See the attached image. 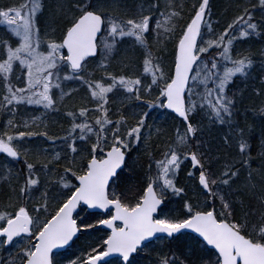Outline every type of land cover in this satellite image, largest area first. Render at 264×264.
Masks as SVG:
<instances>
[{
    "label": "snow or ice",
    "instance_id": "obj_1",
    "mask_svg": "<svg viewBox=\"0 0 264 264\" xmlns=\"http://www.w3.org/2000/svg\"><path fill=\"white\" fill-rule=\"evenodd\" d=\"M209 9L210 0H199L181 25L184 6L176 0H166L163 9L160 0H146L128 18L116 14L127 11L120 0H57L55 15L64 21L58 37L47 24L42 32L39 18L44 0H24L18 7L0 9V26L9 34L0 37V112L11 113L0 134V154L8 158L3 180L12 193L9 203L0 206V249H19L11 259H0V264H60L59 250L78 233L101 227L107 229L103 237L67 264H136L134 254L154 238L191 242L187 256L173 253L157 264H264V120L260 167L253 168L248 139L253 128L246 132L235 126L240 90L229 94L230 86L246 80L255 67L253 53L237 51L236 46L253 37L264 38V0L251 7L238 4L237 14L219 34ZM173 39L174 60L165 72L152 47ZM125 43L143 53L140 75L109 71ZM260 63L264 67V50ZM76 83L79 87L73 86ZM81 92L83 104L64 113L70 122L64 135L50 136L42 117L59 112L66 98ZM133 101L138 103L126 115L123 106ZM110 102L121 107L113 112ZM22 107L42 108L44 113L18 123ZM145 107L169 110L184 130L177 128L161 158L147 152V181L129 195L118 190V181L131 152L152 139L150 130L144 132L151 128ZM196 114L231 129L234 135H226L224 143L232 147L235 140L234 162L225 161L214 170L199 145L193 149V139L202 131L192 123ZM254 115L264 118V104ZM17 128L25 130L13 133ZM34 137L51 143L60 140L64 147L51 154L44 148L33 152L25 146V138ZM33 154L40 168L29 162ZM21 160L26 171H14L10 165ZM61 161L63 172L56 173L53 165ZM185 161L198 171V175L187 172L196 203L188 196V187L177 182ZM240 193L254 200L256 207L249 205L237 219L232 197ZM174 198L183 202L181 207L165 211ZM237 202L244 205L243 199ZM83 206L100 210L107 218L81 227L76 217Z\"/></svg>",
    "mask_w": 264,
    "mask_h": 264
},
{
    "label": "trees",
    "instance_id": "obj_2",
    "mask_svg": "<svg viewBox=\"0 0 264 264\" xmlns=\"http://www.w3.org/2000/svg\"><path fill=\"white\" fill-rule=\"evenodd\" d=\"M178 5L182 4L184 6L183 16L184 20L180 21L181 25L184 24L189 14L192 11L193 4H198L199 0H177ZM256 2V0H218V4H215V0H210V16L209 19L212 21L213 29L215 31V34H219L223 29L226 27L227 23L231 22L232 18L237 14V5H247L251 7V4ZM3 8V7H0ZM255 11V19L257 21L260 20L261 11L259 7L254 10ZM55 20L48 25V31L52 33L54 36H59L61 30L64 26V21L62 19H59L55 16ZM154 23V22H153ZM44 24L41 25L42 32L44 30ZM58 28V30L55 29V32H52V29ZM6 35H9L3 26H0V37H4ZM127 44V43H125ZM125 44H122L121 47V53L117 56L116 60L113 62H117L120 67H114L113 63L111 64V67L109 71H113L117 74L121 73V71L127 73L128 75H140L142 65H138L140 69H138L136 72L130 71V66L132 65V59L128 56H123L124 46ZM175 45V43H174ZM174 45L171 48L170 53L166 54H158L154 47H152V51L154 55L157 54L158 57L161 58V63L165 69V72L169 71L170 66L172 65V62L174 60ZM136 50V49H135ZM139 50V49H138ZM161 50V49H160ZM237 51H241L244 53H247L248 51H251L253 53V59L256 61L255 67L252 70L251 76H249L246 80H236L235 83H233L230 86L229 94H231L234 91L240 90L237 94V104L234 109V120H235V126L239 128H244L247 132V128L251 126L253 128L252 133L248 136V139L250 141V153L253 157L252 160V167L258 168L260 167V160L261 157L259 156V153L261 151V145H260V128H261V121L264 120V118L260 117L259 115H254V110H257L262 104H264V84H262V81H264V67L261 66V51L264 50V38H258L253 37L247 41L239 42L236 46ZM142 54L143 59V53L139 50ZM141 63V62H140ZM127 64L128 67H124V65ZM91 70V69H90ZM95 75L99 77L101 75L100 72H96ZM151 82V77H148L146 80V83ZM73 86L79 87V84L76 83ZM257 91L260 92V95H257ZM2 99V97H0ZM84 102V101H83ZM81 103V105L83 104ZM138 102L133 101L132 104H127L123 106V111L126 115H131V109L132 105L136 104ZM80 105V106H81ZM78 105L71 106L70 110H76ZM91 106V105H90ZM110 107L112 108L113 112L118 107H121V105L110 103ZM42 108H33V107H22L20 109L19 115L16 117V121L18 123H22L23 119H31L32 116H41ZM144 111H148L150 115L147 118V125H150L151 127L155 125L156 123H159L157 128H148L146 127L144 129L145 134L146 131H151L153 133L152 139L149 142V144H141L136 149H134L131 152V159L129 160L128 167L123 171L121 174L120 181H118L119 184V191L127 192L129 195H131L132 192H135L137 189L142 188V186L147 181V174H148V165H149V159L147 152H152L154 154V157L161 158L162 151H165L166 145L170 142V140L175 136L177 128H180L181 131L184 129L181 127V123L178 118H176L174 115L164 111V109H147L146 107L143 109ZM136 111L140 112L142 109L137 108ZM62 113V112H59ZM11 118V113H5L0 112V134H2L5 130V125L7 123V120ZM113 119H115V116H113ZM44 123L47 124V131L50 136L52 137H58L64 135L66 129L70 126L69 119L58 118L55 121H44ZM129 123H133L132 120L129 121ZM192 123L199 126L202 131L198 132L196 137L193 139L192 146L193 149L197 147L196 142L200 147L201 152H204L210 162L212 164V168L214 170H219L225 161L228 162H234L233 158L237 156V149L235 146V140L232 147H228L224 143V138L226 135H234V133L231 131V129L225 125L221 126L218 124H210L208 120L203 117L201 114H196L192 117ZM43 124L41 125V129L43 130ZM157 129L160 131L157 132ZM25 130L23 128H17L13 129V133ZM41 144V145H52V144H60L61 149L64 147L63 142L60 140H56L55 143H51L50 141L46 140L43 137H34L29 140V138H25V146L30 147L35 144ZM59 146V147H60ZM210 152V153H209ZM63 155V153H61ZM218 157V159H217ZM5 156L0 154V206L6 205L9 203V196H11V189L9 187L8 182H5L3 180V174L6 172V169H4L3 164L7 160ZM29 162L36 163V167L40 168L41 165L37 163L35 160L32 159V156L29 157ZM13 167V170L16 172H19L21 170L26 171V167L23 164V160H21L19 163L12 162L10 165ZM58 170L57 173L63 172V161H61L59 164H57ZM207 166V165H206ZM154 170V166H153ZM190 163L189 161H185V163L181 166V171L177 176V182L180 186H187L188 187V196L192 198V202L196 203V194L192 191V181L187 177V172L190 171ZM198 174L197 170H192ZM128 172V174H126ZM247 173L244 172L241 181H243V176H245ZM74 181V177L71 178ZM235 187V186H234ZM239 199H243L244 205L242 206L238 201ZM201 202L202 198H201ZM233 202V209L235 212V216L237 219L241 218L243 213L248 209V206L251 205L252 207H256V202L254 200H251L247 195L244 193H240L239 196L234 195L232 197ZM182 201H179L178 199L174 198V202L168 204V208L166 210L170 209H179L182 205ZM11 210V209H9ZM216 210L219 212L220 210V203L217 200L216 201ZM99 215L97 214H89L86 212H82V214L76 217L77 222L81 224V227H83L86 223H96L98 220ZM103 232L96 228V229H90L87 232L80 233L77 240L73 243L71 248L69 250L64 251L61 255L63 257L72 258L79 254L80 250L87 249L90 245H95L100 238L103 237ZM190 241L180 240V241H173L171 243L163 242L162 246L157 249H152L148 251L147 257L151 258H159L162 259L164 256H171L173 253L175 255L180 257H185L188 255V245L190 244ZM19 251L18 248H9L7 251L0 249V259H11L16 255V253ZM146 257V256H145Z\"/></svg>",
    "mask_w": 264,
    "mask_h": 264
},
{
    "label": "rangeland",
    "instance_id": "obj_3",
    "mask_svg": "<svg viewBox=\"0 0 264 264\" xmlns=\"http://www.w3.org/2000/svg\"><path fill=\"white\" fill-rule=\"evenodd\" d=\"M2 1H4V0H0V2H2ZM23 2H24V0H7L6 1L7 5L5 7H3V8H0V9H7L9 7H18ZM56 3H57V0H44V11H43V14L39 18L40 25H42V24L49 25L50 22L52 23L55 20L54 18L56 16L55 15ZM120 3L122 5V8L126 9L127 11H123L122 10V11L116 13V14L119 15L120 18H128L135 12L137 6L140 3H146V0H120ZM165 3H166V0H160L161 9L164 8ZM176 3H178L177 0H176ZM216 3L218 4V0H215V4ZM211 23H212V21H211ZM153 26H154V23H153ZM54 29L58 30V28H54ZM178 31H179V29H178ZM151 41H152V37H150V43H151ZM174 43H175V39H173L172 41H168L165 46H155V45H153V47H154V49L156 50V52L158 54H164V53L168 54V53H170L171 48L174 45ZM122 53H123V56H128L129 58L132 59V65L130 66V69H129L130 71H134L135 70V72H136L138 69H140V67H138V65H142V60L143 59L141 58L142 54H141V52H139L138 49L135 50L131 46L130 43H127V44H125L124 51ZM156 56H157V54H156ZM113 66L114 67H120V65L117 62H113ZM141 72H142V69H141ZM82 102H83V92H81L80 94L74 95L72 98H66L65 102L59 106V112H62V113L49 112V113H47V115L43 116L42 118H43L44 121H55L58 118H60V119L66 118L64 113L66 111L70 110L71 106L78 105L77 107H79ZM113 104H116V106H117L119 104V102H115ZM40 113L42 115L44 113V110H42ZM158 124L159 123H156L151 128L152 129L153 128H157ZM147 132L148 131H146V133ZM196 145H198L197 142H196ZM59 146H60V144H52V145L48 146V145H41V144L37 143V144H35L33 146H30L28 148L33 150V152H34V150L36 148H44V149H47L48 152L51 154L54 151H60L61 150V146L60 147ZM201 148L202 147L199 146V150ZM32 159L36 161V158H35L34 154L32 155ZM156 159H159V156ZM53 168H54V171L57 173L58 166L53 165ZM41 179L44 180L45 178L42 176ZM258 179L259 178L257 177V180ZM165 211H168V210L165 209ZM160 246H161V244L159 242H157L156 245L147 247V249H145L144 252H146V251L148 252V251H150L152 249H157V247H160ZM74 258L75 257H72V258L62 257V259L59 260V261H60V264H67V260L68 259H74Z\"/></svg>",
    "mask_w": 264,
    "mask_h": 264
},
{
    "label": "flooded vegetation",
    "instance_id": "obj_4",
    "mask_svg": "<svg viewBox=\"0 0 264 264\" xmlns=\"http://www.w3.org/2000/svg\"><path fill=\"white\" fill-rule=\"evenodd\" d=\"M6 1L7 0H4V1L0 2V7H5L7 5ZM233 144H234V140H233ZM126 174H128V172H126ZM103 217L107 218V215H105ZM156 244H157V242H152L150 244H147V247L154 246ZM161 246H162V244H161ZM147 247L143 248L142 251H140L137 254H135V256H136V264H157V261L159 260V258L156 259V258L147 257L148 252L147 251L144 252V250L147 249ZM157 248H160V247H157ZM113 260H115V259H113Z\"/></svg>",
    "mask_w": 264,
    "mask_h": 264
},
{
    "label": "water",
    "instance_id": "obj_5",
    "mask_svg": "<svg viewBox=\"0 0 264 264\" xmlns=\"http://www.w3.org/2000/svg\"><path fill=\"white\" fill-rule=\"evenodd\" d=\"M167 111H169V110H167ZM173 114H174V113H173ZM174 115H175V114H174ZM83 207L86 208V206H83ZM86 209H87V208H86ZM87 210H88L89 212H101L100 210H93V209H87ZM77 211H78V210H77ZM101 228H102V227H101ZM104 230H107V229H104ZM193 235H194V234H193ZM75 239H76V238H74V240H75ZM154 239H155V238H154ZM146 243H147V242H146ZM70 245H71V244H70ZM70 245H69V246H70ZM69 246H66V248L69 247ZM66 248H65V249H66ZM65 249H62V250H59V251L61 252V251L65 250Z\"/></svg>",
    "mask_w": 264,
    "mask_h": 264
},
{
    "label": "bare ground",
    "instance_id": "obj_6",
    "mask_svg": "<svg viewBox=\"0 0 264 264\" xmlns=\"http://www.w3.org/2000/svg\"><path fill=\"white\" fill-rule=\"evenodd\" d=\"M209 161V160H208ZM211 161H209V163H210ZM211 166H212V164H210Z\"/></svg>",
    "mask_w": 264,
    "mask_h": 264
}]
</instances>
